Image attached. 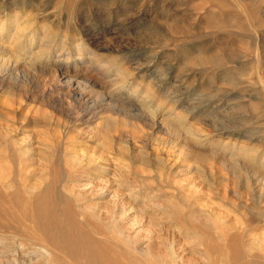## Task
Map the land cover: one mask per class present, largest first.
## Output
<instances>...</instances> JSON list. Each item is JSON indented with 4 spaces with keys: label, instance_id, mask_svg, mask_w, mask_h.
<instances>
[{
    "label": "rangeland",
    "instance_id": "rangeland-1",
    "mask_svg": "<svg viewBox=\"0 0 264 264\" xmlns=\"http://www.w3.org/2000/svg\"><path fill=\"white\" fill-rule=\"evenodd\" d=\"M12 14L31 46L0 55L25 70L47 38L50 71L0 77V264H45L38 246L54 264H264V0H0ZM54 68L104 100L87 109Z\"/></svg>",
    "mask_w": 264,
    "mask_h": 264
},
{
    "label": "bare ground",
    "instance_id": "bare-ground-1",
    "mask_svg": "<svg viewBox=\"0 0 264 264\" xmlns=\"http://www.w3.org/2000/svg\"><path fill=\"white\" fill-rule=\"evenodd\" d=\"M27 27L24 25L23 22L20 21V19L18 18L17 14H12V15H6L5 17L3 18H0V40L4 39V38H12V40L14 41V43H18L19 40H21L23 38V46L26 45L28 43V45L30 44L31 40H32V34L29 35V37L25 38V32L27 33L26 31ZM42 38V37H41ZM34 39V38H33ZM9 40V39H8ZM52 42V41H51ZM50 42V43H51ZM1 43V41H0ZM22 45V44H21ZM27 45V47H28ZM33 45V44H32ZM78 45V44H76ZM81 44H79L80 46ZM86 45V44H85ZM31 46V45H29ZM52 46V45H51ZM50 46V47H51ZM6 47V46H5ZM2 48V46L0 45V50H3L5 49ZM78 46H76L77 48ZM49 48V39H43V41L39 42L38 44V49L34 54L35 56V60H32V59H29V61L27 62H24L23 64L26 65V69H21L19 68V65H18V61L19 59H17V57L15 56H8L5 54H1L0 55V77H7L8 79H11V80H18L20 78V76H25V73L26 72H32V71H35V70H38V71H50V69H48L49 67H44V66H37L36 65V59H42L43 56H47L48 55V50ZM64 48V47H63ZM82 48L83 47V44H82ZM27 49V48H26ZM78 49V48H77ZM72 50V49H71ZM76 50V49H74ZM81 50V48H80ZM86 51V50H85ZM2 53V52H1ZM66 54V53H65ZM67 55V54H66ZM69 56V55H68ZM74 57V56H73ZM82 57V56H81ZM92 57V56H91ZM13 58V60H12ZM29 58H32V57H29ZM64 59V58H63ZM66 60V59H65ZM69 60V58H68ZM69 61H64V64H67ZM91 63V62H90ZM44 65V64H43ZM46 65V64H45ZM70 65V64H69ZM57 66L54 65V67ZM73 66V65H72ZM55 68H59L61 70L60 67H55ZM51 69V72L56 76V78L58 79V81L61 82V84L63 85H70L71 87H73L74 89H77V88H80L82 86V88H80L82 90V94H80V99L81 101H83V103L85 104L86 108H88V106L90 105H86V104H89V100L92 99V93H96L97 96L99 97L98 99L96 100H99L100 101H103L104 100V97H103V94H102V91L100 90H96L94 89L95 86H94V82L93 80H91L90 78L88 77H85L84 75H77L75 74L74 78H70L69 76L66 75V73L64 71H57V69ZM78 77H77V76ZM72 77V76H71ZM62 80V81H61ZM81 93V92H80ZM105 95V94H104ZM96 96V97H97ZM107 96V95H106ZM95 98V97H94ZM97 102V101H96ZM103 103V102H102ZM108 107H111L113 103L112 101H107L106 102ZM117 103V102H116ZM92 107L90 108H94L93 105H91ZM114 107V106H113ZM112 109V108H111ZM115 109V107H114ZM26 118V117H24ZM108 127H106L107 129ZM109 129V128H108ZM96 135H99V136H102L104 138H106V131L103 132V133H100L99 131H96V133H94ZM6 183V182H5ZM24 186V185H23ZM25 187V186H24ZM17 190V189H16ZM79 197V196H78ZM75 198V197H74ZM128 207H131L128 206ZM83 208V207H82ZM69 244V243H68ZM1 246V245H0ZM39 248H37L40 256L42 257V259L44 260L45 264H54V262H49L48 261V258H46L45 256V253H47V249L46 247H43V246H38ZM66 247V246H65ZM76 249V247H75ZM36 250V249H34ZM36 250V251H37ZM76 255V254H75ZM73 258V257H72ZM84 259V257H83ZM52 261V260H51ZM74 261V260H73ZM102 263V262H101Z\"/></svg>",
    "mask_w": 264,
    "mask_h": 264
}]
</instances>
